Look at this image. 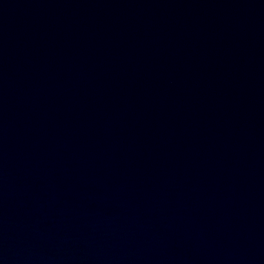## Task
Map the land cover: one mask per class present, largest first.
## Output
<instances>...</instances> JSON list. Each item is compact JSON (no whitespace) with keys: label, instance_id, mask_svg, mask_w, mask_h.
Returning <instances> with one entry per match:
<instances>
[{"label":"water","instance_id":"obj_1","mask_svg":"<svg viewBox=\"0 0 264 264\" xmlns=\"http://www.w3.org/2000/svg\"><path fill=\"white\" fill-rule=\"evenodd\" d=\"M0 264H264V0H0Z\"/></svg>","mask_w":264,"mask_h":264}]
</instances>
